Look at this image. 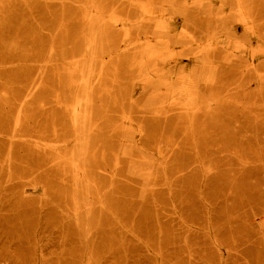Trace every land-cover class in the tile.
Wrapping results in <instances>:
<instances>
[{
    "label": "rangeland",
    "instance_id": "1",
    "mask_svg": "<svg viewBox=\"0 0 264 264\" xmlns=\"http://www.w3.org/2000/svg\"><path fill=\"white\" fill-rule=\"evenodd\" d=\"M0 264H264V0H0Z\"/></svg>",
    "mask_w": 264,
    "mask_h": 264
},
{
    "label": "bare ground",
    "instance_id": "2",
    "mask_svg": "<svg viewBox=\"0 0 264 264\" xmlns=\"http://www.w3.org/2000/svg\"><path fill=\"white\" fill-rule=\"evenodd\" d=\"M87 14H88V13H87ZM98 21H99V20H98ZM92 24H93V23H92ZM90 25H91V24H90ZM93 27H94V26H93ZM98 30H99V29H98ZM90 31H91V30H90ZM217 35H218V34H217ZM92 39H93V38H92ZM94 47H95V46H94ZM101 52H102V51H101ZM92 58H93V57H92ZM201 69H202V68H201ZM85 83H86V82H85ZM82 96H83V95H82ZM75 97H76V96H75ZM72 109H73V108H72ZM80 109H81V108H80ZM81 111H82V110H81ZM81 111H80V112H81ZM83 111H85V110H83ZM83 113H84V112H83ZM83 113H82V114H83ZM86 113H87V112H86ZM76 115H77V114H76ZM76 115H75V116H76ZM80 115H81V114H80ZM80 115H79V116H80ZM86 116H87V115H86ZM77 117H78V116H77ZM83 118H84V117H83ZM85 119H86V117H85ZM85 119H84V120H85ZM76 120H77V119H76ZM76 120H75V121H76ZM82 120H83V119H82ZM80 122H81V120H80ZM76 123H77V122H76ZM84 123H85V122H84ZM87 124H89V123H87ZM81 125H82V124H81ZM84 125H85V124H84ZM84 125H83V126H84ZM78 126H79V125H78ZM83 126H81V127H83ZM88 127H89V126H88ZM82 129H83V128H82ZM75 130H76V129H75ZM77 130H78V128H77ZM80 130H81V129H80ZM87 130H88V128H87ZM75 132H76V131H75ZM78 134H79V133H78ZM78 134H77V135H78ZM86 134H87V133H86ZM88 134H89V133H88ZM80 136H81V135H79V137H80ZM83 138H84V137H83ZM83 138H82V139H83ZM78 139H79V138H78ZM79 140H80V139H79ZM86 140H87V138H86ZM76 141H77V139H76ZM84 142H85V140H84ZM87 143H88V142H87ZM83 144H84V143H83ZM76 145H77V144H76ZM79 145H80V144H79ZM79 145H78V146H79ZM84 145H85V144H84ZM84 145H83V146H84ZM83 146H82V147H83ZM80 147H81V145H80ZM84 149H85V148H84ZM80 150H81V149H80ZM86 151H87V150H85V152H86ZM78 153H79V152H78ZM80 153H81V151H80ZM83 153H84V152H83ZM85 154H86V153H85ZM79 155H80V154H79ZM80 156H81V155H80ZM82 157H83V156H82ZM81 159H82V158H81ZM83 160H84V159H83ZM79 162H80V161H79ZM81 162H82V161H81ZM86 163H87V162H86ZM81 167H82V166H81ZM81 169H82V168H81ZM82 170H83V169H82ZM85 172H86V171H85ZM82 173H83V172H82ZM80 176H81V175H80ZM85 178H86V177H85ZM79 182H80V181H79ZM85 182H86V181H85ZM79 188H80V187H79ZM75 202H76V201H75ZM91 204H92V203H91ZM78 207H79V206H78ZM87 212H89L88 209H87ZM85 230H86V229H85Z\"/></svg>",
    "mask_w": 264,
    "mask_h": 264
}]
</instances>
